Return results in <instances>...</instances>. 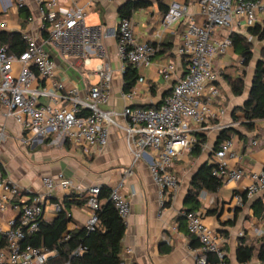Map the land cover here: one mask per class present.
<instances>
[{
	"label": "built area",
	"instance_id": "built-area-1",
	"mask_svg": "<svg viewBox=\"0 0 264 264\" xmlns=\"http://www.w3.org/2000/svg\"><path fill=\"white\" fill-rule=\"evenodd\" d=\"M43 28L47 30L44 41L38 42L29 34H22L24 48L10 52L0 42V104L6 115L12 117L23 130L29 131L24 140L29 146L41 144L53 134H61L72 145L82 148L85 154L102 150L109 141V130L115 127L123 132L125 144L133 163L147 160L149 174L158 189V203L174 197L178 180L170 171L174 161L190 152L196 142V134L209 130H221L220 118L225 108L219 105L221 98L213 69V60L225 54L232 46L230 34L264 23V0H195L197 18L189 6L178 0L169 2L163 16V25L183 22L180 42L176 54L184 59L183 74H178L173 62L153 63L159 46L151 41L141 42L134 35L130 18H121L113 28L89 25L85 7L74 6L57 11L56 0H33ZM25 6L24 0H7L2 8ZM6 27L0 21V29ZM221 29L224 34L219 35ZM107 37L116 39V57L120 71L126 64L134 68L155 65L157 75L167 81L174 78L170 91L159 103L151 106L131 104L138 90L133 86L121 91L125 101L120 112L107 106L113 69L107 59ZM44 44L60 57L71 59L70 66L77 67L86 77H97L93 84H85L82 90L67 87L57 78L55 62ZM97 59L93 67L92 60ZM78 63H76V62ZM80 67V68H79ZM145 84L143 76L137 82ZM5 138L0 126V144ZM205 144L202 146L204 149ZM233 135L222 141L211 154L214 158L212 175L223 184L240 182L247 178L249 183L244 197L252 198L264 192V168L245 171L228 160L236 159L233 149ZM131 171L127 170L116 185L110 188L108 201L126 225L130 203L121 194L124 181ZM101 185L86 188L76 186L62 173L44 176L40 179V191L17 184L7 177L0 162V264H76L70 259L52 263L56 251L24 243L27 235L38 229L43 221L44 204L49 199L64 198L69 194L87 196L85 207L88 218L84 227L90 231L97 223L96 211L100 209L98 195ZM241 196L237 203L240 204ZM55 210L59 209L55 203ZM187 233L198 241L195 264H230L225 258L223 235L203 222L197 211H183ZM243 237V233L238 234ZM64 239L68 234H64ZM81 247L71 255L80 254ZM125 248L118 264H130Z\"/></svg>",
	"mask_w": 264,
	"mask_h": 264
},
{
	"label": "crops",
	"instance_id": "crops-1",
	"mask_svg": "<svg viewBox=\"0 0 264 264\" xmlns=\"http://www.w3.org/2000/svg\"><path fill=\"white\" fill-rule=\"evenodd\" d=\"M28 10L27 18H22L17 6H8L6 11L2 8L7 0H0V21L6 22V27L0 29L1 33L29 34L36 41L42 42L47 34L38 15V8L33 0H24ZM56 10L64 11L74 6L85 7L86 21L89 25H101L103 28L116 27L120 21L119 7L127 1L134 0H56ZM136 1V0H135ZM171 0H149L143 8L134 10L130 16L133 31L141 42L151 41L159 46V52L153 57V63L173 62L177 75L183 74L184 59L176 54V48L181 39L184 23H173L169 27L163 25L162 10L168 8ZM189 6L191 14L197 18V5L195 0H178ZM252 43V60L244 67V90L241 95L235 96L222 73L234 77L243 70L240 57L231 46L223 55L213 60V69L218 74L217 85L221 93L218 103L225 108V114L220 118L221 126L235 128L241 136L233 134L234 151L236 159L228 160L230 164L237 165L243 170L258 171L264 168V120H257L253 130H247L242 125L243 114L237 109L244 102L255 62L259 58L260 49L264 41H258L243 28L237 31ZM219 35L224 32L219 29ZM24 42V41H23ZM107 46V59L113 69L110 85V98L106 107L120 112L125 104L121 98L122 75L119 61L116 57V39L107 37L104 40ZM171 43V48L164 51V45ZM10 52L20 50L9 49ZM55 62L57 78L61 79L67 87H77L82 90L84 85L93 84L97 77H86L71 67V59L60 57L53 49L44 44ZM76 62V61H75ZM98 62L92 60V66ZM78 63V62H76ZM217 65V67H216ZM80 68V67H79ZM155 65L138 68L139 76H143L145 84L135 82L138 93L131 104L150 106L160 102L168 94L175 79H161ZM0 126H3L5 138L0 144V162L5 167L7 177L17 184L31 187L40 191V179L44 176H53L62 173L71 179L74 185L88 187L99 184L113 187L122 178L127 170L131 175L124 181L121 194L128 198L130 213L125 225V233L121 241L122 252L125 248L130 253L125 255L130 264H195L198 253V241L187 233L182 212L186 210L185 195L190 188L192 177L204 165L214 163L210 148L215 143L219 130L206 132V146L199 154L190 152L180 155L170 169L178 180V189L174 197L165 202L163 206L158 203V189L154 184L145 159L133 163L131 154L125 144L123 132L115 127L109 130V141L100 151L85 154L82 148L72 146L61 134H53L45 138L41 144L29 146L25 139L29 131L23 130L12 117H8L5 108L0 104ZM247 178L240 182L222 184L215 191L202 190L197 196L199 211L203 222L223 235L225 239L224 250L230 264H241L236 260V248L239 243L240 232L246 243L259 247L264 240V218L253 216V201L261 196L257 194L252 198L244 197V190L248 185ZM241 196L240 204L237 197ZM61 201V198H59ZM55 198L44 204L43 220L51 221L56 217ZM62 202V201H61ZM72 221L67 224L69 230L84 226L88 218L85 206L71 207ZM243 264H264L257 257Z\"/></svg>",
	"mask_w": 264,
	"mask_h": 264
},
{
	"label": "trees",
	"instance_id": "trees-1",
	"mask_svg": "<svg viewBox=\"0 0 264 264\" xmlns=\"http://www.w3.org/2000/svg\"><path fill=\"white\" fill-rule=\"evenodd\" d=\"M148 1L134 0L125 2L118 9L119 17L130 18L134 10L145 7ZM19 10L22 18H27L28 10L25 6L19 7ZM166 11L167 8L162 10L163 13ZM44 32L47 34L46 29H44ZM247 32L257 38L258 41H264V23L248 27ZM230 38L234 52L241 59L243 70L234 77L224 73H222V77L229 85L232 94L238 96L244 90V67L252 60V43L238 32L231 33ZM6 41L9 42V49L21 51L24 48V42L20 40L19 33H1L0 42L6 43ZM170 48L171 43L168 42L164 45L163 50L166 51ZM185 66L186 63L183 62V67L185 68ZM138 76V69L132 67L130 64H126L122 75V90H130L135 85ZM237 109L243 114L244 120L242 121V125L247 130H253L257 120H264V45H262L259 58L255 62L246 98ZM235 133L241 136L233 127L219 130L215 143L212 146V151L216 150L222 141L230 138ZM195 136L196 142L190 153L199 154L206 142V135L204 133H197ZM213 167L214 163L211 165L204 164L192 177L190 188L184 200L187 211L199 208L197 196L200 191L215 192L223 184L220 178L212 175ZM109 193L110 188L106 185H101L98 195L100 209L96 211L97 223L93 230L88 231L84 226L72 230L67 228V224L72 221L70 215L71 207L84 206L87 199L86 195L77 197L71 193L62 198V202L60 199L55 198L56 200L54 201L59 206V209L56 211V217L51 221L43 220L40 222L38 229L32 234L27 235L23 242L35 247H45L48 250L56 251L55 256L51 259L52 263H59L70 259L76 264H118L122 252L121 241L125 233V224L117 214L114 205L108 201ZM261 194V196L253 201L251 207L253 216L257 219L264 218V192ZM66 233L68 234V238L64 239L63 236ZM78 247L82 248L81 253L71 255L72 251ZM254 256L264 263V240H261L259 247H255L246 243L244 237H240L236 248L237 262L241 264L247 263Z\"/></svg>",
	"mask_w": 264,
	"mask_h": 264
},
{
	"label": "rangeland",
	"instance_id": "rangeland-1",
	"mask_svg": "<svg viewBox=\"0 0 264 264\" xmlns=\"http://www.w3.org/2000/svg\"><path fill=\"white\" fill-rule=\"evenodd\" d=\"M240 65H241V63H240ZM216 67H217V65H216Z\"/></svg>",
	"mask_w": 264,
	"mask_h": 264
}]
</instances>
